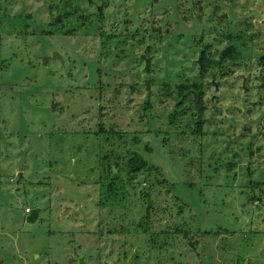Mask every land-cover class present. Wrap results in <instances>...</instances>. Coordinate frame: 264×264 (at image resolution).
<instances>
[{
	"label": "rangeland",
	"instance_id": "374dc122",
	"mask_svg": "<svg viewBox=\"0 0 264 264\" xmlns=\"http://www.w3.org/2000/svg\"><path fill=\"white\" fill-rule=\"evenodd\" d=\"M235 31L251 50L217 90L202 76L203 135L185 134L164 84L196 79L201 44L216 58ZM261 54L264 0H0V264H264V94L240 87ZM130 152L148 167L125 177ZM112 166L136 189L105 193Z\"/></svg>",
	"mask_w": 264,
	"mask_h": 264
},
{
	"label": "trees",
	"instance_id": "16d2710c",
	"mask_svg": "<svg viewBox=\"0 0 264 264\" xmlns=\"http://www.w3.org/2000/svg\"><path fill=\"white\" fill-rule=\"evenodd\" d=\"M152 1V0H151ZM64 4V2H63ZM65 4H64V8H65ZM178 8L180 9V6L178 5ZM74 9V8H73ZM75 10V9H74ZM65 15L67 14H71L69 11L63 12ZM100 14V11H99ZM84 20H86L84 18ZM52 25H56V23L54 21H52ZM221 36L222 39L227 40V47L224 50L223 53L218 52V60H230V61H240L243 59V53L245 51L242 50L243 48V44L242 41L239 39H243L245 38L244 33L239 32L238 35H232V32H228V33H223V34H218ZM145 36V37H143ZM142 37L138 36V32H137V28L135 29V31L130 35V39L134 40L135 38L140 39V48H141V39L142 38H146L150 39V37L145 34H143ZM129 37V36H128ZM238 38V39H237ZM129 39V40H130ZM241 41V42H240ZM236 42H240V45L238 46ZM143 48H141L140 53H143V55L148 59V50H149V46L148 48L143 51ZM111 49L106 48L105 51H109ZM102 51L99 50V53H102ZM129 57L126 54L127 58H131L132 57V51H129ZM201 56H200V65L201 68L199 69V76H195L196 79L199 78V80H192L191 82L186 80V81H178V82H174V83H169V84H164V92L167 95H171L173 102H172V110L171 112H169V121L170 123H180V124H185L187 127L185 128V130L182 129L183 133L187 134L190 133L192 136H196L198 135V137L202 136V128L204 125V120H205V111L207 110V104L205 102L204 96H205V92H204V84L201 80L202 76L204 75V72H208V75L210 76V78L214 77L218 72V70H215L217 68H219L218 66H216V60L215 58L212 57V55L209 54L208 51L204 50L203 47L201 48V52H200ZM117 57L112 58V60H116ZM138 59V61L141 59ZM132 60H135V58H133ZM260 65L264 66V57H260ZM221 68V67H220ZM219 68V69H220ZM224 69V68H223ZM144 71H148L147 68H144ZM217 72V73H215ZM143 107L144 110L143 111H147L151 105L148 101V99H146V101L143 103ZM185 117V119H183ZM179 120V121H178ZM188 123L190 124V126L188 125ZM102 131V129H100ZM189 131V132H188ZM182 133V134H183ZM249 145V143H248ZM250 155V154H249ZM121 162L123 164V167L121 166V168L119 169L117 167V165H115L116 167V171L119 173H124L126 175H133L134 174H138L139 172L142 171H146L148 164L147 161H145V159L143 157H140L139 155L135 154V153H122L121 155H119ZM118 157V158H119ZM125 160L127 162H125ZM227 171H230L231 166H234L233 162H229L227 163ZM246 172L249 175V170L248 168H246ZM113 170L112 167L109 168V174H112ZM119 179L118 177H114ZM262 183H259V185ZM121 189V188H120ZM112 195H117V190L113 191V193H111ZM261 197L254 195L249 197V201L250 202H254V201H260ZM172 223H175L174 226H177V222H175L173 219L171 220ZM139 225H141L139 223ZM120 229L119 228H115L113 230H110L109 232L112 234H118ZM210 232L206 231L205 234H208ZM168 236L171 237H176V236H180L182 237V239H186L189 240V236H190V232H186L183 231L181 229H178L177 227H174V229L172 230V232L169 233ZM170 237V238H171ZM154 245L156 247H158V242H154ZM161 248V247H160Z\"/></svg>",
	"mask_w": 264,
	"mask_h": 264
},
{
	"label": "flooded vegetation",
	"instance_id": "af4514ba",
	"mask_svg": "<svg viewBox=\"0 0 264 264\" xmlns=\"http://www.w3.org/2000/svg\"><path fill=\"white\" fill-rule=\"evenodd\" d=\"M96 13L97 14H99V10L98 9H96ZM60 15H57L56 17H55V20H56V18L57 17H59ZM53 20H54V18H53ZM59 20V19H58ZM55 22V21H54ZM56 23V22H55ZM15 32L17 33H19L20 32V28H15ZM239 32H241V31H235V32H232V35H238L239 34ZM241 33H244V32H241ZM244 35H245V38H243V39H239V40H241L242 41V44H243V48H242V50L243 51H245V52H247V51H249V50H251L250 48H248V46H247V44H246V42H247V39H251V37H250V35H246V33H244ZM203 35L201 34L200 35V37L198 38L199 39V41L200 40H203ZM247 38V39H246ZM238 39V38H237ZM214 41H216V42H218L219 40L217 39V38H215V40ZM227 41V40H226ZM240 41V42H241ZM240 42H236L237 43V45L239 46L240 45ZM194 47H196V43H194ZM203 47V49L204 50H206V51H208L209 52V54L210 55H212L211 54V48L213 49L214 47H213V45H211V44H209L207 41H205V43H203V44H201V46H200V48H199V54L197 55V57L198 56H201L200 54V52H201V48ZM226 47H227V43H224V44H220V47L217 49V46H215V52H216V58H215V60H216V66H218L219 68H217V69H215V70H218V72L219 73H217V72H215V73H217L214 77H212L211 78V84L213 85V87L215 88V90H217L218 89V87H219V82L218 81H215V79H216V77L218 76V75H220L221 77H227L228 76V74L230 73V72H232V69L235 67V65H237L239 62H241L242 60H240V61H230V60H218L217 58H218V52H221V53H223L224 52V50L226 49ZM259 57H264V55H259ZM138 58L140 59V54H139V56H138ZM142 60V59H141ZM140 61V60H139ZM143 62H144V60H142ZM195 62H196V64L198 65V68L200 69L201 68V63H200V61H197V58H196V60H195ZM224 68V69H223ZM204 75L205 74H208V72H204L203 73ZM252 81H254V83L252 84ZM240 87H241V90H242V93H241V95L242 96H247V95H256V96H259V95H261V94H264V74L263 75H258L257 77H256V79L255 80H251L249 77H244V76H241V84H240ZM249 89V91H247ZM250 89H254V92H251L250 91ZM205 92V91H204ZM253 93V94H252ZM205 97V96H204ZM205 99V98H204ZM262 99V97L260 98V100ZM138 105H141V104H138ZM143 106V105H142ZM144 108V107H143ZM232 110H234V111H236L238 114H241V111L242 110H240V109H238L237 107H233V109ZM168 116H169V113H168ZM167 116V118H168V121H169V117ZM183 119H185V117L183 118ZM206 120V119H205ZM205 120H204V123H205ZM169 123H170V121H169ZM173 124V123H172ZM181 126H186L185 124H178V127L179 128H181ZM177 129V128H176ZM182 129V128H181ZM114 169V170H113ZM112 170L114 171L112 174H109L108 172L106 173V178H105V180H106V182H105V193L108 191V193H113V191H115V190H117V194L120 196V195H122V196H125L126 195V192H127V189H129L131 192L134 190V189H136L135 187H134V185H132L130 182H132V180H134V179H132L131 178V180H129L127 183H124V182H121L120 181V179H117V178H114V177H118V176H116V174L117 173H115V168L112 166ZM119 174H124V173H119ZM125 175V177L127 176L126 174H124ZM138 174H134V176H137ZM133 176V175H132ZM133 176V177H134ZM102 184V183H101ZM128 184V185H127ZM146 184V183H145ZM103 185V184H102ZM104 186V185H103ZM147 186V185H146ZM121 188V189H120ZM123 189V190H122ZM136 191V190H135ZM119 192H120V194H119ZM173 219V217H171V220ZM175 219H177V217H175ZM175 221V220H174ZM177 222V221H176ZM174 224L175 223H172V225H170V228H169V232H172V230L174 229V227H177L178 229H181L182 230V228H180L178 225L177 226H174ZM177 224H178V222H177ZM186 231V230H185ZM187 232V231H186ZM159 247V246H158ZM135 257H136V255H135Z\"/></svg>",
	"mask_w": 264,
	"mask_h": 264
},
{
	"label": "water",
	"instance_id": "95a60500",
	"mask_svg": "<svg viewBox=\"0 0 264 264\" xmlns=\"http://www.w3.org/2000/svg\"><path fill=\"white\" fill-rule=\"evenodd\" d=\"M59 17H57L56 18V20H55V22L57 23L59 20ZM58 55H57V53H53L52 54V57L53 58H55V57H57ZM57 58H59L60 59V57H57ZM140 59H142V60H144V63H145V68H147L148 67V59L144 56V55H141L140 56ZM200 60V56H198L197 57V61H199ZM143 108V106L142 105H138V107H137V111H139V110H141ZM114 170V169H113ZM19 178H21V175L19 174ZM223 182L225 183V184H229V183H232L233 182V179H227V178H224L223 179ZM37 218V211H31L30 212V214H29V216H28V218H27V221H30V222H33V221H35V219Z\"/></svg>",
	"mask_w": 264,
	"mask_h": 264
},
{
	"label": "built area",
	"instance_id": "2783aa9c",
	"mask_svg": "<svg viewBox=\"0 0 264 264\" xmlns=\"http://www.w3.org/2000/svg\"><path fill=\"white\" fill-rule=\"evenodd\" d=\"M29 212V210L28 209H25V213H28Z\"/></svg>",
	"mask_w": 264,
	"mask_h": 264
},
{
	"label": "crops",
	"instance_id": "0c3cea01",
	"mask_svg": "<svg viewBox=\"0 0 264 264\" xmlns=\"http://www.w3.org/2000/svg\"><path fill=\"white\" fill-rule=\"evenodd\" d=\"M28 213H30V212H28ZM28 213H26V214H28Z\"/></svg>",
	"mask_w": 264,
	"mask_h": 264
}]
</instances>
